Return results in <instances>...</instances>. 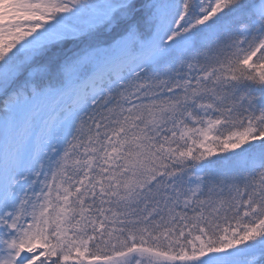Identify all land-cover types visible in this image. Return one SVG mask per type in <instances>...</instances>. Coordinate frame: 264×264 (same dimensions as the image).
Masks as SVG:
<instances>
[{
  "label": "snow or ice",
  "instance_id": "6c2138e0",
  "mask_svg": "<svg viewBox=\"0 0 264 264\" xmlns=\"http://www.w3.org/2000/svg\"><path fill=\"white\" fill-rule=\"evenodd\" d=\"M0 264H264V0H0Z\"/></svg>",
  "mask_w": 264,
  "mask_h": 264
}]
</instances>
